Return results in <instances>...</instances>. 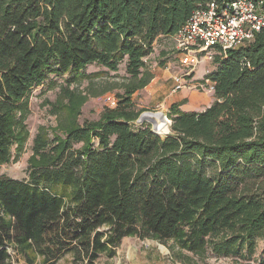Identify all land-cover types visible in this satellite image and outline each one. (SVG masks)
I'll use <instances>...</instances> for the list:
<instances>
[{
  "label": "trees",
  "instance_id": "16d2710c",
  "mask_svg": "<svg viewBox=\"0 0 264 264\" xmlns=\"http://www.w3.org/2000/svg\"><path fill=\"white\" fill-rule=\"evenodd\" d=\"M210 1L0 0V167L28 140L32 92L65 77L49 104L55 128L34 137L26 179L0 175V264H13L8 248L40 264L68 255L95 264L126 237L199 258H253L264 242V33L214 55L201 80L214 83L208 108L170 105L162 137L136 123L133 96L154 78L145 59ZM84 80V90L69 88ZM108 93L115 106L79 125L88 99Z\"/></svg>",
  "mask_w": 264,
  "mask_h": 264
},
{
  "label": "rangeland",
  "instance_id": "374dc122",
  "mask_svg": "<svg viewBox=\"0 0 264 264\" xmlns=\"http://www.w3.org/2000/svg\"><path fill=\"white\" fill-rule=\"evenodd\" d=\"M161 52H163L165 56H159ZM176 54L177 53L173 49L172 40L162 39L155 44L152 54L145 60L151 68V71L158 68L157 63L159 61L166 60L168 63L163 68H160L161 71L167 70L171 73H177ZM211 68V61L200 59L192 76L201 79L206 75V72L208 73L211 70ZM99 71H102V69L96 66H89L86 69V73ZM117 74L119 78L124 76L123 65L119 67ZM112 76L113 74L102 78L92 77V82L95 84L107 81L110 82ZM64 80L65 77L61 79H53L54 85L50 89L41 90V88H37L32 92L27 110L23 116V122L28 130V140L18 158V161L0 167V175L17 180L26 179V169L28 166V159L32 154L31 146L34 137L38 133H45L50 136V132L55 128L56 121L50 113L49 104L55 101L59 90L65 86ZM116 80L119 81L120 79ZM87 82V80H84L76 84H70L69 88L73 89L77 87V89L82 91L86 88ZM113 101L114 93H108L99 98H89L80 109V116L77 119L79 125L97 121L102 110L106 107H112ZM133 102L138 110L143 111L142 114L157 112L155 111V103L150 99L143 97L140 93L133 96ZM159 135L160 137L164 136L163 133H160ZM263 246L264 242L258 241L253 258L250 261H244L230 258H214L209 253H206L204 258H199L188 252L180 251L172 242L160 244L150 238L140 239L138 237H126L121 241L119 247L116 248L115 256L112 259H108L101 255L95 264H258L257 259L262 252ZM8 253L11 256L13 264H40V259L31 254H27L26 257L17 255L11 248H8ZM71 261L72 257L68 255L58 261L57 264H70Z\"/></svg>",
  "mask_w": 264,
  "mask_h": 264
},
{
  "label": "built area",
  "instance_id": "2783aa9c",
  "mask_svg": "<svg viewBox=\"0 0 264 264\" xmlns=\"http://www.w3.org/2000/svg\"><path fill=\"white\" fill-rule=\"evenodd\" d=\"M264 33V0H211L192 12L186 23L172 36L177 53L178 72L173 78V92L194 89L213 94L214 83L203 80L194 84L193 74L200 59L212 61L216 53L225 54L250 43ZM115 106V101L112 107ZM111 108V107H110ZM167 119L155 126L157 135L169 132Z\"/></svg>",
  "mask_w": 264,
  "mask_h": 264
},
{
  "label": "crops",
  "instance_id": "0c3cea01",
  "mask_svg": "<svg viewBox=\"0 0 264 264\" xmlns=\"http://www.w3.org/2000/svg\"><path fill=\"white\" fill-rule=\"evenodd\" d=\"M152 73L154 75L152 81L138 93L154 102L156 105L155 111L157 112L166 115L170 105L179 103L182 104L179 108L180 111L199 113L208 108L213 102L212 94L202 93L194 89H183L173 92V78L176 73H171L167 70L161 71L160 68L153 69ZM202 79L193 76L192 81L195 84ZM138 93L135 95H138Z\"/></svg>",
  "mask_w": 264,
  "mask_h": 264
},
{
  "label": "water",
  "instance_id": "95a60500",
  "mask_svg": "<svg viewBox=\"0 0 264 264\" xmlns=\"http://www.w3.org/2000/svg\"><path fill=\"white\" fill-rule=\"evenodd\" d=\"M154 116H158L159 119H155ZM166 115L161 112H156V113H143L139 116L137 120V124H143V123H148L151 125L152 129L151 131L155 134H157L155 126L158 124V122H164L166 121Z\"/></svg>",
  "mask_w": 264,
  "mask_h": 264
},
{
  "label": "bare ground",
  "instance_id": "6f19581e",
  "mask_svg": "<svg viewBox=\"0 0 264 264\" xmlns=\"http://www.w3.org/2000/svg\"><path fill=\"white\" fill-rule=\"evenodd\" d=\"M154 118H155V119H159V117H158V116H154ZM158 123H159V122H158Z\"/></svg>",
  "mask_w": 264,
  "mask_h": 264
}]
</instances>
